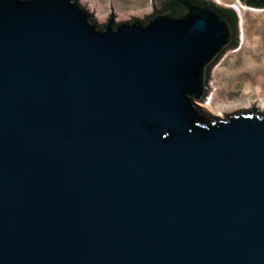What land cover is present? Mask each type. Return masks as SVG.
<instances>
[{
    "label": "water",
    "instance_id": "obj_1",
    "mask_svg": "<svg viewBox=\"0 0 264 264\" xmlns=\"http://www.w3.org/2000/svg\"><path fill=\"white\" fill-rule=\"evenodd\" d=\"M172 1L0 0V264H264V113L197 104L236 26Z\"/></svg>",
    "mask_w": 264,
    "mask_h": 264
},
{
    "label": "rangeland",
    "instance_id": "obj_2",
    "mask_svg": "<svg viewBox=\"0 0 264 264\" xmlns=\"http://www.w3.org/2000/svg\"><path fill=\"white\" fill-rule=\"evenodd\" d=\"M81 4V0H77ZM99 4L102 11L111 10L127 13L128 18L125 20H117L115 23L127 22L134 19L143 20V18L150 15L154 9L160 8L159 4H152L150 0H92ZM212 2L222 10L230 11L233 8L237 11L236 16V30L238 35V47L236 49L228 48L222 53L218 60L210 66L208 70V93L204 102L197 103L200 107L208 104L209 109L216 107H231L233 111L225 113L224 115H231L238 111H250L252 107L245 108L237 106L246 104L250 97L257 98V95L264 97V88L258 85L264 83V73L257 71L256 73L250 70V58L257 61L260 66L264 64V7L255 8L241 4L239 0H205ZM136 12L141 16H130ZM109 15V16H110ZM132 17V18H131ZM98 25H104L105 21L100 22L92 17ZM257 85H255V84ZM250 86L249 89H245ZM225 104V105H222ZM236 103V104H235ZM240 103V104H238ZM249 103V102H248ZM258 105L259 100L254 102ZM254 106L253 110L258 113H264V109ZM203 109V108H202ZM204 110V109H203ZM205 111V110H204ZM208 113L207 111H205ZM209 114V113H208ZM211 115V114H210ZM223 115L222 118L225 116ZM221 118V117H220Z\"/></svg>",
    "mask_w": 264,
    "mask_h": 264
},
{
    "label": "bare ground",
    "instance_id": "obj_3",
    "mask_svg": "<svg viewBox=\"0 0 264 264\" xmlns=\"http://www.w3.org/2000/svg\"><path fill=\"white\" fill-rule=\"evenodd\" d=\"M81 4L85 7L84 9L92 14L93 11V16L95 17V19L97 21H100V22H103L107 19L108 15H110V10L108 11H102V9L100 8L99 4L95 1H92V0H81ZM87 4V5H86ZM113 15L116 16V22L117 20H125L128 18V14L127 13H123L121 14L120 12H116L114 11L113 12ZM130 16H141L139 14H137L136 12L132 13V14H129ZM114 20V19H113ZM255 103L251 102L250 103H246V104H243V105H240V106H237L236 109H239L240 107H245V108H249V107H252L254 106ZM206 106L204 107L203 105L201 106V108H203L205 111H207L209 114L213 115V116H216V117H223V115L225 113H229L231 111H233V109H231V107H226V106H220V107H216V108H213V109H209L208 108V104H205ZM256 105V104H255ZM257 108H262L264 109V101H259L258 105H256Z\"/></svg>",
    "mask_w": 264,
    "mask_h": 264
},
{
    "label": "crops",
    "instance_id": "obj_4",
    "mask_svg": "<svg viewBox=\"0 0 264 264\" xmlns=\"http://www.w3.org/2000/svg\"><path fill=\"white\" fill-rule=\"evenodd\" d=\"M249 64H250V70H251V72H254V73H256L258 70L259 71H262L263 73H264V64H262V65H258L257 64V61L256 60H254L253 58H250V61H249ZM255 84V83H254ZM255 85H257V84H255ZM258 87H262V88H264V83H263V81H262V84L260 85H258ZM250 88V86H246V88L245 89H249ZM257 100H259V101H264V97L263 96H258L257 95V98H253V97H250V100L248 101L250 104H251V102H255V101H257ZM248 102H243V103H248ZM236 104V103H235ZM238 104H240V103H238ZM222 105H225V104H223L222 103Z\"/></svg>",
    "mask_w": 264,
    "mask_h": 264
},
{
    "label": "flooded vegetation",
    "instance_id": "obj_5",
    "mask_svg": "<svg viewBox=\"0 0 264 264\" xmlns=\"http://www.w3.org/2000/svg\"><path fill=\"white\" fill-rule=\"evenodd\" d=\"M150 1L153 5L158 3L160 8L154 9L153 12L150 15H148L147 17L153 15L154 13H160L163 11L175 12V8L173 7V1L172 0H150ZM147 17H145V18H147ZM145 18H143V20Z\"/></svg>",
    "mask_w": 264,
    "mask_h": 264
},
{
    "label": "trees",
    "instance_id": "obj_6",
    "mask_svg": "<svg viewBox=\"0 0 264 264\" xmlns=\"http://www.w3.org/2000/svg\"><path fill=\"white\" fill-rule=\"evenodd\" d=\"M223 12H228L230 14L231 19H232V22H233L234 26H236L235 13L233 11H226V10H223ZM236 44H237V41L234 42V45L233 46H235Z\"/></svg>",
    "mask_w": 264,
    "mask_h": 264
}]
</instances>
